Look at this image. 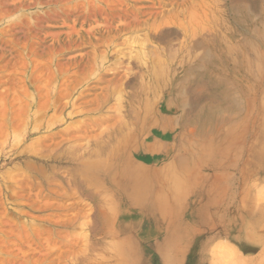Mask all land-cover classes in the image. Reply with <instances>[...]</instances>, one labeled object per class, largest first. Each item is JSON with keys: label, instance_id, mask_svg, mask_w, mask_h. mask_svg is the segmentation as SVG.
<instances>
[{"label": "rangeland", "instance_id": "rangeland-1", "mask_svg": "<svg viewBox=\"0 0 264 264\" xmlns=\"http://www.w3.org/2000/svg\"><path fill=\"white\" fill-rule=\"evenodd\" d=\"M237 6L251 16L250 26L233 16ZM194 22L206 29L201 37H221L235 48L237 59L226 49L216 52L240 104L218 95L209 81L200 87L194 75L189 86L206 92L185 120L197 122L204 103L222 104V117L214 129L207 126L208 136L183 135L199 142L179 149L191 165L188 184L171 198L173 213L157 225L145 217L144 226L138 209L121 208L113 189L100 186L103 194L93 198L73 183L70 158L77 151L82 160L100 161L95 151L120 124L117 90L134 100L152 62L188 50ZM140 47L146 66L137 58ZM162 95L158 104L168 96ZM147 124L139 125L129 152L155 137L162 143ZM178 132L170 130L165 140ZM73 139L77 146H70ZM263 145L264 0H0V264H115L109 256L117 243L144 264H156L155 253L163 264H264ZM160 149L140 159L153 167L171 162V152Z\"/></svg>", "mask_w": 264, "mask_h": 264}, {"label": "bare ground", "instance_id": "bare-ground-1", "mask_svg": "<svg viewBox=\"0 0 264 264\" xmlns=\"http://www.w3.org/2000/svg\"><path fill=\"white\" fill-rule=\"evenodd\" d=\"M236 8L237 9L233 8L235 12L233 16H235V19L237 20L239 25H241L242 27H248L251 16H249L246 9L240 8L239 6H237ZM204 12H206V10H204ZM200 25H201L200 23L194 22L191 25V28L188 30L191 32L190 34L191 38L189 37V43L186 47L188 50L184 51L183 52L184 54H182V56L181 54L180 57L177 58L174 56L176 58L175 60H173L170 57L172 61L162 59V57H159L158 61H156L155 63L152 62V70L150 68L151 73L150 75L146 74L145 75L146 79H144V82H142L143 81L142 80L141 81L142 83L138 87V89L137 90L135 89L136 92L134 93L135 95L134 94L133 95L136 98L134 100H126V99L123 100L122 97L124 94L123 89L120 88L117 90L118 93L116 94V96L119 104L117 106L116 112L120 117V124H118L119 126L116 127L115 133L112 134L109 143L106 144L104 148L102 147L98 151H95V153L97 152V155L101 157L99 162L93 163L89 161V159L82 160V158H84L82 157V154L80 155L79 154L80 152L79 153L77 151L74 152L73 150L75 149L74 148L72 149L74 154L73 156H71L70 159H72L75 162L73 163L76 165V167L73 169V173H72L75 174L68 178L73 180V183H75L77 186L85 188L86 191L89 192L88 194L93 198L94 197L97 198V196H99L102 193L101 191L102 189L100 188V186L105 188L106 190L113 189L117 193V195L121 197L122 200L121 204H123V205L119 204L121 208L126 207L127 209H130L133 206L138 209V211H135V214L141 215L143 217L144 226L146 225L148 217L151 218V221L157 225L159 223L158 222L159 219H161L163 216L168 215L169 213H173L175 208H174V204L171 203V198L173 199L175 197V194L181 193V191L184 189L186 184H188L186 179L187 170L189 167H191V165L189 166L188 164H186L187 156L181 154L179 149L183 148L184 146L185 147L197 146L199 145V142L194 140H187L186 136L184 137L183 135L191 136L192 134L194 135L201 133L202 137L208 136V132L210 129H206L207 126L210 125L212 127L211 129H214L216 123L220 121L219 118L222 117L221 116V113L223 111V107L221 106L222 104H216V106H211L209 104L204 103L200 107L199 114H197L198 115L196 118L197 122H192L195 123L197 126L195 125L196 126L195 129L188 128L189 125L192 123L187 121V119L185 120V118H187V116H189L188 114L190 113V111L194 109V104L200 103L202 100H204L205 96L203 93L206 92V90L205 92H203L204 87L201 89H199L198 87V89L196 88L193 90V86L191 87L189 86V83L194 77V75L198 76L197 78L196 77L195 78L197 82L200 84V87H202L201 85H206L207 82L209 81L210 85L214 87L216 86L215 88L218 91V95L230 100L235 107L236 106L238 107L240 104V101L236 96L237 92L236 89L234 88L235 85L234 84L233 86L229 85L228 80L224 77L223 74L219 72V70L222 69L223 63L221 62L222 58L218 55V53L223 52V50L226 49L234 56V58L237 59L239 58V56L237 57L236 51L234 53L235 48L231 47L230 44L224 45L225 43L228 42H225V39H221V37H215V38L213 37L211 39H206L203 36L201 37V35L198 34H202V32L206 29L204 26H200ZM166 30L167 28L159 31L157 36L160 35L161 33L163 34ZM252 35H254V30L251 31L252 38L248 41L251 43V45L254 46V36ZM217 38H220L219 41L217 40ZM221 44L223 46H220ZM141 47L140 49H138L137 58L139 59L141 64L145 65L146 61L148 60V53L146 49ZM229 52L228 54H230ZM232 55L230 57H232ZM157 82L158 83L160 82L161 88L154 89L155 88L154 87L151 90L148 89L147 84L153 85ZM192 90L197 94L196 98L192 97V92H193ZM160 92H162L163 95H168V96L167 98H165L164 96L163 100L161 102L159 100V104H158L157 99L159 97L157 98V94H159ZM146 93H148V95ZM144 95L147 96L145 97ZM164 101L166 103L165 107L163 106L162 103ZM128 104L131 105V108L128 107ZM123 108H125L126 110H123ZM172 112H175V114L171 115ZM183 120L185 123L187 122L186 127H185V123H183ZM147 123L155 127L151 131L152 135L155 134L154 131L156 130L157 135L160 134L163 137L162 143H160L158 141V138L155 137L154 140H152L151 142L149 141L150 143L144 142L143 143L144 146L142 147L136 144L135 145L136 147L134 146L133 150L129 152V148H131V146L133 145L132 143L134 142L136 143L138 139L137 137L138 134H136V132L140 129L139 125L147 124ZM178 129L179 132L173 136V141L169 142L165 140L170 130H178ZM148 139L149 137L146 138V140ZM77 144L78 143L74 139L70 142V146H75V145L77 146ZM159 147L161 148L159 151L162 150L165 153L171 152V156L173 157L171 162H169L168 164L162 167L159 166L153 167V166H149L147 163L142 161L141 160L142 158L140 159V156L144 155L142 153L152 154L156 149H159ZM76 150H80V149H76ZM191 157L192 155L190 154V158ZM70 162L71 161H69V163ZM101 173L104 174V179L102 181L99 176V174ZM118 173L121 174L120 176L122 178L125 176L126 179L119 180L117 178ZM93 182L95 184H91L93 185L91 186L90 183ZM87 186H89L90 189H88ZM231 194H232L231 196L230 195L228 196L230 198H233L232 200H234L235 198L234 191ZM100 200H101V204H104L105 202L108 201L107 197H101ZM150 200L151 201L153 200L154 202L152 203ZM196 202H197V198L196 200H194L193 203L196 204ZM232 203H234V201H232ZM105 212L106 210L103 211L102 213L103 216L107 214V212L106 213ZM163 223L165 222H162L161 224ZM129 226L131 225L129 224L121 225V229L126 230L129 228ZM118 244L119 243H117L116 246L114 245L115 247L113 246L115 250H113L112 254H110L109 256V260H113L111 261L112 263L144 264V262L141 260L140 254L138 256L136 255L135 260L132 261L130 257L127 255V253L121 250L123 248L121 247H120L121 249L119 248ZM120 245H124V243ZM169 249L171 250V247ZM169 249L167 248V250ZM160 254L161 253L154 254V262L156 264L164 263V261L163 263L161 262L162 258Z\"/></svg>", "mask_w": 264, "mask_h": 264}]
</instances>
